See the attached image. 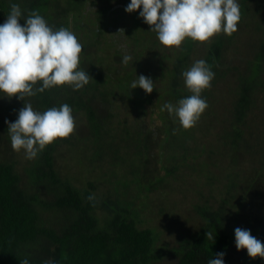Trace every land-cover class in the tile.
Masks as SVG:
<instances>
[{
  "label": "trees",
  "instance_id": "trees-1",
  "mask_svg": "<svg viewBox=\"0 0 264 264\" xmlns=\"http://www.w3.org/2000/svg\"><path fill=\"white\" fill-rule=\"evenodd\" d=\"M129 2L0 0V24L15 3L22 10L21 24L38 11L53 30H71L83 45L79 67L93 80L79 91L65 85L24 101L0 94V264L24 259L29 264H153L170 258L157 248L156 229L138 228L135 202L143 198V204L147 200L151 205L159 197H170L175 204L178 193L186 198L180 190L185 192L193 177L203 180L213 196L206 194L205 203L191 204L188 220L200 223L199 230L180 238L173 264H208L221 251L225 264H232V258L233 264L254 263L244 250L240 257L233 253L237 227L264 242V152L250 146L252 139L264 145L259 137L264 133V0H238L241 19L235 33L217 34L203 44L186 39L178 50L157 43V34L139 17L140 9L127 13L135 27L128 33L134 51L124 65L128 49L117 52L118 40L105 35L111 31L109 18L125 12ZM251 54L253 61H248ZM199 59L215 76L210 89L202 92L208 108L193 128L184 130L161 108L191 95L182 72ZM140 75L154 82V101L152 93L131 89ZM40 86L38 82L34 88ZM27 103L41 112L68 104L76 122L72 135L53 142L33 160L12 149L5 123L14 122ZM222 106L225 113L219 111ZM148 112L159 123L147 124L143 118ZM65 156L78 167L94 170L95 180L107 177L104 194L94 182L78 188L62 181L54 163ZM19 158L25 160L23 175L17 169ZM45 215L60 221L51 224ZM171 218L181 226V215ZM209 232L214 243L206 236Z\"/></svg>",
  "mask_w": 264,
  "mask_h": 264
},
{
  "label": "clouds",
  "instance_id": "clouds-1",
  "mask_svg": "<svg viewBox=\"0 0 264 264\" xmlns=\"http://www.w3.org/2000/svg\"><path fill=\"white\" fill-rule=\"evenodd\" d=\"M138 9L139 17L157 34L160 44L170 50L180 49L186 39L203 44L220 33L231 35L237 31L241 19L238 0H130L125 12L134 13ZM21 19L20 6L13 3L5 22L0 24V94L4 98L24 101L37 92L65 85L79 91L93 81L79 67L83 45L71 30L64 27L53 30L38 11L30 12L23 24ZM130 61L132 56L125 54L122 63L127 65ZM214 76L205 60H196L182 72L184 85L191 95L176 105L164 104L161 111L167 110L182 129L193 128L208 108L202 92L210 89ZM38 82L41 86L34 88ZM130 87L150 94L154 82L140 75ZM5 123L12 149L23 151L29 160L53 142L68 138L76 128L68 104L43 112L34 110L31 103L23 104L16 120ZM206 236L214 243L215 235L209 232ZM234 244L238 252L246 251L250 259L264 260V242L250 230L235 228ZM225 255L223 251L216 253L208 264H225ZM20 264H29V261L24 259Z\"/></svg>",
  "mask_w": 264,
  "mask_h": 264
},
{
  "label": "rangeland",
  "instance_id": "rangeland-1",
  "mask_svg": "<svg viewBox=\"0 0 264 264\" xmlns=\"http://www.w3.org/2000/svg\"><path fill=\"white\" fill-rule=\"evenodd\" d=\"M109 22H110L109 30H111V31H110L109 35H105V36H108V38L111 39L110 41H112V42H116L118 40V42H117L118 46L116 48V51L119 53H124V52H121V50L122 49H126V50L128 49V52H126V53H128V54L133 53L134 48H133V45L131 43V36H130V34H128L130 32V30L133 31L132 29L134 27V24L130 25V23L132 22L131 17L128 16V14L126 12L119 10V12L117 14L112 15V18H109ZM118 30H123L124 33L118 32ZM153 38H155L157 43L160 44L159 40L157 39V36H155ZM125 42H126V44H125ZM127 45H129V46H127ZM158 46H160V45H158ZM230 54H232V52H230ZM168 56L171 57V55H168ZM252 56H253V54H251L250 58H247V60L249 61V59H251L253 61ZM244 64L245 63L240 64V65H244ZM117 74L119 75V78H121L122 77V75H121L122 70L117 72ZM251 74H255V73H251ZM151 98L154 101L155 93H152ZM221 108L222 109H220L219 111L220 112L222 111V113H225V111L223 110V106ZM146 109L148 110V105L146 106ZM144 114L145 113H143L142 115H144ZM155 115L156 114H154V113L151 114L150 112H148L147 116L144 117L143 120L149 125H151L154 121H156L155 124L159 123L158 122L159 119ZM220 120H222V119H220ZM224 122H225V120H222V122L220 121V123H222V125ZM217 126L219 128V125H217ZM156 127L157 126H155V128ZM219 131L221 132L222 130L219 129ZM259 137H260V140L264 139V133H262V134L260 133ZM202 140H203V138H202ZM253 145H255V148H260L261 151L264 152V145H262L260 142L254 143L253 139H252L250 141V146H253ZM56 156H57V154H56ZM226 156H228V157L231 156V153L229 155L226 154ZM24 158H25V156H24ZM160 161L165 162V160H163V159H160ZM240 161L236 160L235 162L239 163ZM56 163H57V166H56ZM24 164H25V160L23 158H19L17 169L22 175H23L22 167L24 166ZM120 165H121V161H120L118 167ZM155 166H156L157 171L162 175L164 172H163V170L158 169L159 164L156 163ZM54 167H55V169L58 170L59 178L62 181H71L72 184L78 188H81L84 186L86 187L88 182H94L95 185L97 186V188H99V190H101V188L104 187V186H102L103 180L105 182H108V178L103 177L101 175L102 172L100 170L97 169V172L101 175V177L99 179L95 180L96 174H95L94 170H92V169L86 170V167L83 164L79 165V167H78V166L74 165L71 160H69V159L67 160L66 156L64 158L58 157L57 159H55ZM225 168H223V169L221 168V169L224 170ZM228 168L229 167H227L226 170ZM84 171H87V173ZM122 171H123L122 169H119V172H122ZM22 182L26 184V182H24V181H22ZM109 185H110V183H109ZM38 189L42 193L46 191V189L41 188V187H39ZM158 190L162 191L163 189H161L159 187ZM182 190L183 189L181 187L180 192L183 193L184 195H186V198H183V195L181 196L178 193L177 197H174L177 201L175 204L172 202L170 197H159L157 199V201L154 203H151V205H150V202L149 203L147 202V200H146V203L143 204V202H144L143 198L137 199L135 202L134 210L136 211V216L133 218V220L137 223L138 228H140V229H150V228L156 229V231L159 233V237H158V241H157V248L162 253V255L166 254V255H168V257H170V258H166V259L165 258L160 259L157 262H154L153 264H173L175 262L174 249L179 248L180 238L181 237L184 238L185 236L195 234L199 230L200 223L198 224V223L194 222L193 219L188 220L190 218V216L192 215L191 211H190V210H192L191 204L192 203H200V204L205 203L206 202V198H205L206 194L209 195V193H210L213 196V193L209 192L208 188H206L204 186V181L201 179H197L195 177L189 179L188 189L185 192H183ZM160 191H158V193ZM104 192H105L104 189H102L101 195L104 194ZM156 194L157 193H154V194H152V196L156 195ZM43 197L44 198H51L52 195L43 196ZM194 198H196L195 201H194ZM127 199L130 200L131 197L129 196ZM176 214L181 215L183 218V219L181 218L180 220H178V223L181 226L176 225V220L174 218H171V217H175ZM45 220L51 224H56V222L60 221V219L58 220V217L56 215H45ZM235 250H236V248H235ZM237 252L238 251L236 250V253H233L234 256L240 257V255H239L240 251L238 253ZM252 260L254 262L253 264H264V260H261L260 258L252 259ZM230 262L233 264L235 262V258H232L230 260Z\"/></svg>",
  "mask_w": 264,
  "mask_h": 264
}]
</instances>
